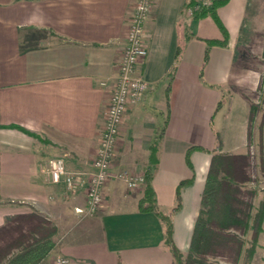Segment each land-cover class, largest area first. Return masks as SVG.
Masks as SVG:
<instances>
[{
  "label": "crops",
  "instance_id": "0c3cea01",
  "mask_svg": "<svg viewBox=\"0 0 264 264\" xmlns=\"http://www.w3.org/2000/svg\"><path fill=\"white\" fill-rule=\"evenodd\" d=\"M138 1L0 0V228L16 216L50 221L57 246L41 264L57 256L71 264H174L165 223L139 211L143 185L129 189L114 179L103 189V207L96 213L87 208L117 63ZM189 1L154 0L149 54L138 66L151 90L129 108L112 166L130 175L151 168L156 203L167 216L179 185L190 181L171 216L173 242L184 256L215 154L249 156L246 187L264 200V114L251 116L259 80L247 88L252 70L244 66L243 41L255 26L264 31V0H229L218 8L228 40L210 48L207 41L224 40L223 33L210 16L194 19ZM53 158L65 159L74 188L51 181ZM248 264H264V225Z\"/></svg>",
  "mask_w": 264,
  "mask_h": 264
},
{
  "label": "trees",
  "instance_id": "16d2710c",
  "mask_svg": "<svg viewBox=\"0 0 264 264\" xmlns=\"http://www.w3.org/2000/svg\"><path fill=\"white\" fill-rule=\"evenodd\" d=\"M229 0H216L210 8H203L193 15L194 19L210 16L223 33L224 40H208L212 46H225L228 33L218 18V8ZM190 2L188 7H193ZM209 49L205 61L208 60ZM253 114H251L252 116ZM219 139L217 151L221 149ZM159 142L151 147V162L157 164ZM192 150V149H191ZM188 153L187 161L189 162ZM145 177L144 195L139 202V211L156 214L166 225V246L174 264H219L218 261L237 264L243 254L250 258L264 225V200L255 210L256 189L247 188L252 181L251 159L247 155L213 156L202 195L201 210L195 224L189 252L184 256L173 242L172 214L181 207V190L190 181H183L177 189L176 205L171 215L163 214L156 203L153 191L152 169L143 173ZM251 232L252 245L246 248L245 237ZM58 230L47 219L36 215L7 218L0 228V264H41L57 246Z\"/></svg>",
  "mask_w": 264,
  "mask_h": 264
},
{
  "label": "built area",
  "instance_id": "2783aa9c",
  "mask_svg": "<svg viewBox=\"0 0 264 264\" xmlns=\"http://www.w3.org/2000/svg\"><path fill=\"white\" fill-rule=\"evenodd\" d=\"M192 1L195 5L188 7L191 16L203 8H210L216 0H191L189 4ZM153 7L154 0H139L130 15L125 47L117 63L118 77L110 92L106 121L100 133L94 161V172L90 175L87 188V208L90 213H96L103 207V189L110 181L123 179L129 189H136L145 182L143 174L115 173L112 166L120 130L129 108L143 103L151 90L150 83L139 73L138 66L149 54L146 33ZM48 173L55 184L65 183L69 188H74L77 184L74 175L68 172L64 158L51 159ZM53 264H71V261L64 256H57Z\"/></svg>",
  "mask_w": 264,
  "mask_h": 264
},
{
  "label": "rangeland",
  "instance_id": "374dc122",
  "mask_svg": "<svg viewBox=\"0 0 264 264\" xmlns=\"http://www.w3.org/2000/svg\"><path fill=\"white\" fill-rule=\"evenodd\" d=\"M260 23L261 20L259 19V23L257 24ZM253 29H255L253 34L248 35V37H246L247 34H244V38H243V41H246L244 42V50L246 49V51L249 53L248 58L244 60V66L247 68V70L250 69L252 70V72H247L246 84L248 89L252 84L254 85L256 81L259 80V87L258 90H256L257 92L256 98L259 96V98H257L259 104L254 105L251 111L252 114L255 117H257L264 114V31L262 30L261 27H257V26H255ZM258 195L254 200V206H255L254 212H256V209L259 207L260 203L262 202V201L260 202ZM245 239L247 240L246 248L251 247L252 245L251 232L245 237ZM248 261L249 258L245 256L244 263L241 261L240 264H248ZM219 264H224V263H219Z\"/></svg>",
  "mask_w": 264,
  "mask_h": 264
}]
</instances>
